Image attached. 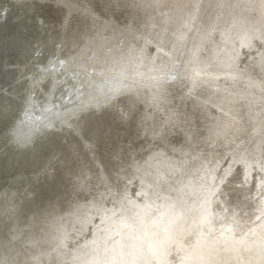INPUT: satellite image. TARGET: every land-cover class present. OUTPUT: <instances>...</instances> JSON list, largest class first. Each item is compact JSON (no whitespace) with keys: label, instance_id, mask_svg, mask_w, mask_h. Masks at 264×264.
<instances>
[{"label":"bare ground","instance_id":"6f19581e","mask_svg":"<svg viewBox=\"0 0 264 264\" xmlns=\"http://www.w3.org/2000/svg\"><path fill=\"white\" fill-rule=\"evenodd\" d=\"M49 1L65 91L35 76L28 142L67 150L8 192L0 264H264V0Z\"/></svg>","mask_w":264,"mask_h":264},{"label":"water","instance_id":"95a60500","mask_svg":"<svg viewBox=\"0 0 264 264\" xmlns=\"http://www.w3.org/2000/svg\"><path fill=\"white\" fill-rule=\"evenodd\" d=\"M68 2L71 3L69 0ZM58 8L65 9L64 5H59ZM61 22L60 14L51 20L44 18L39 9L34 13L30 11L29 0H0V208L9 191L16 190L17 194L19 190L27 187L40 167L45 170L55 168L57 163L63 161V154L67 150L64 147L68 142L63 141L61 137L51 138L45 148L39 139L28 142V136H31L30 132L34 126L35 112H39L40 105L45 102L47 96L43 92L40 93L37 86V89H34L36 93L32 90L35 76L38 77L40 73L47 76L48 80L45 84L42 83V86L44 91H51V104L58 100L63 103L59 97L65 90L58 93L47 86L48 81L56 75V80L62 78V73H57L60 66L64 67L63 59L59 56L64 55V49L61 47ZM40 27H45L46 31H42ZM80 38L78 36L77 41ZM68 45L73 46L74 43L69 41ZM68 49L69 47L67 52H70ZM59 50L62 52L58 53ZM34 121L39 123L35 119ZM36 127L38 128L34 133L38 136L43 137V133L48 131L41 126ZM52 129L49 128L50 131ZM85 141L78 140L82 147L86 145ZM28 146L31 147L29 153L32 156L22 158L20 163L25 165H21L14 159L15 154L19 148ZM48 147L51 148L48 150ZM87 149L90 151L89 145ZM71 155L78 156L79 149ZM92 159L94 155L89 156L93 167L95 163ZM12 185L13 187L9 188Z\"/></svg>","mask_w":264,"mask_h":264},{"label":"rangeland","instance_id":"374dc122","mask_svg":"<svg viewBox=\"0 0 264 264\" xmlns=\"http://www.w3.org/2000/svg\"><path fill=\"white\" fill-rule=\"evenodd\" d=\"M34 1H36V2H38L39 0H34ZM49 1V0H48ZM47 0H45V2H48ZM49 3H52V2H50L49 1ZM188 223H189V225H188ZM188 223H186V226H184V228H183V231L181 232V231H179V232H177V234H179V233H182V235L181 234H179L180 236H183V237H186L185 236V234H187L188 232H189V228H191V229H193V224L189 221ZM188 225V226H187ZM190 226V227H189ZM185 227H187V228H185ZM189 227V228H188ZM186 230V231H185ZM185 231V232H184ZM191 232V231H190ZM190 232H189V234H190ZM188 235V234H187ZM88 242H90V240L88 241Z\"/></svg>","mask_w":264,"mask_h":264},{"label":"snow or ice","instance_id":"6c2138e0","mask_svg":"<svg viewBox=\"0 0 264 264\" xmlns=\"http://www.w3.org/2000/svg\"><path fill=\"white\" fill-rule=\"evenodd\" d=\"M72 131H74V132H75V131H77V129H76L75 127H73V128H72Z\"/></svg>","mask_w":264,"mask_h":264}]
</instances>
